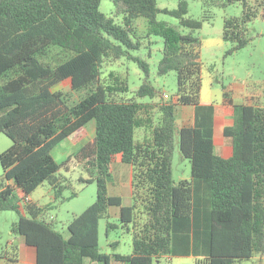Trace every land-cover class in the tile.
I'll use <instances>...</instances> for the list:
<instances>
[{"label": "trees", "instance_id": "trees-1", "mask_svg": "<svg viewBox=\"0 0 264 264\" xmlns=\"http://www.w3.org/2000/svg\"><path fill=\"white\" fill-rule=\"evenodd\" d=\"M124 25L100 11L102 0H0V133L13 144L1 155L0 212L16 211L12 231L18 238L12 264H112L100 247V220L119 207L123 227L131 229L133 252L116 254L129 264H158L172 255L174 218H190L193 189L189 179L176 181L173 156L176 143L192 161V175L211 180L209 256L196 264H234L235 259L264 255V79L244 83L246 103L234 105V123L223 129L232 138L228 158L215 152L211 138L184 125L172 101L157 104L111 97L102 83L106 60L135 59L149 76V64L133 58L135 21L147 18L155 28L157 0H112ZM240 3L242 16L227 19L223 38L244 48L247 24L264 19V0H222ZM181 25L201 28L202 21L186 18L188 0L164 9ZM158 30V29H157ZM156 30V31H157ZM155 30H151V33ZM167 37L159 74L177 73L175 96L188 105L200 103L202 66L200 39L162 29ZM41 81L39 90L29 87ZM225 88V87H224ZM87 90L76 104L72 94ZM149 77L137 96L159 94ZM228 96V92L225 91ZM95 123V135L62 162L52 150ZM145 129L135 138L136 128ZM117 163L132 166V204L113 195L109 181ZM57 175L54 202L40 206L33 192ZM96 183V201L77 214L64 231L56 228L55 202L69 189L72 196ZM107 234L117 225L107 222ZM0 264H11L2 262Z\"/></svg>", "mask_w": 264, "mask_h": 264}, {"label": "rangeland", "instance_id": "rangeland-1", "mask_svg": "<svg viewBox=\"0 0 264 264\" xmlns=\"http://www.w3.org/2000/svg\"><path fill=\"white\" fill-rule=\"evenodd\" d=\"M157 4L160 11L157 14L158 24L156 25L160 28H155L147 18L139 17L135 21L134 34H131L135 42H140V48L131 50V55L133 58H141L148 62L149 76L135 59L128 58V56H122L118 60H106L102 67L101 78L102 83L111 88V97L144 103L154 102L158 106L155 124L158 123L161 115L159 104L173 102L177 92V73L171 71L168 74H159V64L167 45V37L161 33L162 29L173 30L178 35H191L200 39L198 51L204 84V94L201 95V101L203 102L212 100L222 105L227 104L228 97L225 95V91H227L238 103V89L244 86L245 81L264 79V19L260 15L254 16L245 29V36L249 43L237 52L228 53L235 43L225 41L223 38L225 21L242 16L243 7L240 3L225 5L222 0H188V13L185 17L202 21L201 28L185 27L181 25L178 18L164 11V9L174 10L178 8L179 0H157ZM100 11L107 17L113 18L118 25H124L123 15H116V7L112 0H102ZM151 30H155V32L151 33ZM148 77L160 92L157 97L147 96L141 98L137 96V90ZM40 84L41 81L32 84L29 87V92L36 93ZM86 92L85 89L75 91L72 94L71 103H78ZM175 101H177V98ZM5 111L7 109L0 110V115ZM144 134V128H136V139L142 140ZM94 135L95 123L91 122L82 131L69 137L54 148L52 155L57 162H62L71 152L78 149ZM12 144L13 141L7 135L0 133V180L3 176L1 155ZM192 165L189 158L183 157L179 143H176L173 156L174 178L178 180L182 175L190 174ZM120 167L131 168V165L119 163L113 167L115 179L109 181V189L111 193L121 195L124 205H130L132 204L130 183H128L130 172L126 175L120 173ZM57 178V175L49 177L33 192L38 200V205L44 207L54 202L49 191L56 187ZM41 191H44L43 195H40ZM96 197V183L90 184L74 196H72L69 189H65L55 202V208L52 209V213L57 220L56 228L66 233L69 222L75 215L82 213L88 206L93 204ZM112 208L109 219L103 218L100 220V247L103 252L112 256V264H129L127 261H119L114 257L116 254L129 255L133 252V237L131 229L123 227L120 223L119 214L118 216L115 214L119 207ZM18 218L19 214L16 211L0 212V255H4L6 250L10 252L14 250L16 235L13 233L12 228ZM108 220L117 225L115 228L110 229L109 234H107L106 226ZM209 227L206 224L204 227L205 233L203 231L199 233L202 240L205 238V241L191 250H206V252H209ZM158 264H196V260L189 254L174 252L170 257L162 256ZM234 264H264V255L256 254L249 258H238L235 259Z\"/></svg>", "mask_w": 264, "mask_h": 264}, {"label": "crops", "instance_id": "crops-1", "mask_svg": "<svg viewBox=\"0 0 264 264\" xmlns=\"http://www.w3.org/2000/svg\"><path fill=\"white\" fill-rule=\"evenodd\" d=\"M203 94L204 84L202 77V88L200 92V98ZM231 96L232 95L228 93V101H226L227 104L223 105L220 103H215L212 100H209L208 102L200 101V103L197 105H188L182 103L178 99V96H174L173 101L175 104L176 115L178 118L181 119L183 124L200 129L205 137L211 138L214 141L215 152L226 158L230 157L233 152L232 138L224 136L222 134V131L224 128L232 126L234 123V105L247 102L246 96L244 94V86L238 89V103L235 102L234 98ZM176 98L177 101H175ZM82 130L83 128L79 130V132ZM132 171V166L131 168L120 167V173L126 175L130 172V177L128 179V183H130V192H132ZM111 179H115L114 172ZM182 179H189L192 182L193 213L190 218H174L172 235V254H174V252L180 254H189L190 256H193V258L197 262L198 259H205L209 256V252H206V250L193 251L191 249L199 245L201 242L205 241V238L202 240V237L199 233L202 231L204 232V227L206 226V224L210 226L211 223V180L205 177H194L192 175V171L190 174H184L178 180H175L178 182ZM114 184L115 183L113 182V185ZM43 194L44 191H41L40 195ZM49 194L52 196L53 199L55 198L54 188L49 191ZM111 194L121 196L118 193ZM31 199L36 202L38 201L36 199L35 194H32ZM112 209L113 208L111 207L110 210ZM119 210V208L118 210H116V216H118ZM65 235L69 236L67 232L65 233ZM17 243L18 238L17 236H15L14 246H16ZM13 254L14 250L12 252L6 250L5 254L2 255V262H10L12 264V260H14Z\"/></svg>", "mask_w": 264, "mask_h": 264}]
</instances>
